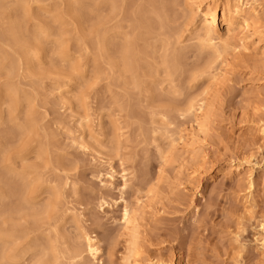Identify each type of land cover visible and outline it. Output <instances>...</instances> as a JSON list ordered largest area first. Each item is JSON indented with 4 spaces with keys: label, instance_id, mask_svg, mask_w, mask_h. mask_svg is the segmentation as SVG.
<instances>
[{
    "label": "rangeland",
    "instance_id": "obj_1",
    "mask_svg": "<svg viewBox=\"0 0 264 264\" xmlns=\"http://www.w3.org/2000/svg\"><path fill=\"white\" fill-rule=\"evenodd\" d=\"M215 1L226 48L190 0H0V264L264 263V49Z\"/></svg>",
    "mask_w": 264,
    "mask_h": 264
},
{
    "label": "bare ground",
    "instance_id": "obj_2",
    "mask_svg": "<svg viewBox=\"0 0 264 264\" xmlns=\"http://www.w3.org/2000/svg\"><path fill=\"white\" fill-rule=\"evenodd\" d=\"M79 1H81V0H79ZM190 1H191V9H189L190 10V15L189 16H190L191 19L192 18L194 19V17H198V20L200 22V28L201 29L199 28V32L200 33L198 32L199 34H197V36H198L197 38L198 39L200 38L199 40L201 41V43L203 45H207V46H211V47L215 48V46H217L219 44V45H221V46L226 48L227 45L229 44V43L226 44L227 43L226 41L230 38V36L232 37V32H234V31H233V29L231 30V28H226L225 32H226L227 35H226V37H223V38L218 33V25H219V23L221 21L218 18V13L219 12L217 10V5H218L217 1L214 0V1H211V2H209L207 4H204L202 2V0H190ZM221 6H222V10H221L222 13H221V16H220L221 20L223 21V20L226 19L229 22V24L231 25V27L236 26L243 32V34H245V36H243V37L238 36V35L235 34V36H237V39H239L238 43H239L240 47L243 50L246 51L249 48L248 44L250 43L249 45H252L253 49H256V48L264 49V31L260 30L258 25H256L257 23L255 24V22H257V21L255 19H252V18L256 17V15L258 14L257 13L258 10H257L255 5H253L252 2H248L247 0H225V1H223V4ZM94 7H95V5H94ZM98 19H99V16H98ZM254 20H255V22H254ZM230 33H231V35L228 36ZM131 46H132V44L130 42H128V41L126 42V41L123 40V42H121V45L118 47L119 48L118 50H119V52L121 54V63L123 64V66L125 68V71L128 68L130 70V68H132L133 65H135L133 63L132 59H131V56H130V52H131V49H132ZM126 67H128V68H126ZM164 68H165V66H164ZM131 70H133V69H131ZM204 126H205V124H204ZM257 132H258L259 135H261V137L264 138V128L261 127L259 129H257ZM235 170H240V166L239 165L236 166ZM251 175H252V173H251V170H250L248 175H247L248 181L250 183L249 187L251 186ZM124 212H125L124 213V217H123L124 224L126 226H128L133 221L132 217H131L132 213L129 215L127 213V211H124ZM259 230H260V234H261V238L260 239H261V242H262V246L264 247V219L259 223ZM87 248H88V252H90V253H93L95 251L94 248H93V245L91 243L87 244ZM131 249H132V252H133V250H134L133 243H132V248ZM3 257H5V256H2V258ZM129 264H139L137 256L136 257H132V259L129 261Z\"/></svg>",
    "mask_w": 264,
    "mask_h": 264
}]
</instances>
